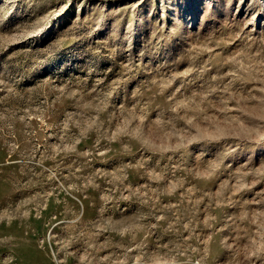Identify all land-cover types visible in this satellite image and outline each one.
I'll list each match as a JSON object with an SVG mask.
<instances>
[{"label": "rangeland", "instance_id": "rangeland-1", "mask_svg": "<svg viewBox=\"0 0 264 264\" xmlns=\"http://www.w3.org/2000/svg\"><path fill=\"white\" fill-rule=\"evenodd\" d=\"M0 264H264V0H0Z\"/></svg>", "mask_w": 264, "mask_h": 264}]
</instances>
